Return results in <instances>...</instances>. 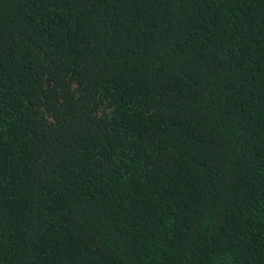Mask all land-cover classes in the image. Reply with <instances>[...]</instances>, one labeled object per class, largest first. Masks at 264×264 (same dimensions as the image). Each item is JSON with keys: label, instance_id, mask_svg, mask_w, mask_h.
<instances>
[{"label": "trees", "instance_id": "trees-1", "mask_svg": "<svg viewBox=\"0 0 264 264\" xmlns=\"http://www.w3.org/2000/svg\"><path fill=\"white\" fill-rule=\"evenodd\" d=\"M0 264H264V0H0Z\"/></svg>", "mask_w": 264, "mask_h": 264}]
</instances>
